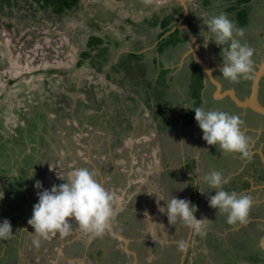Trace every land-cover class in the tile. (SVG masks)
<instances>
[{"label": "rangeland", "instance_id": "obj_1", "mask_svg": "<svg viewBox=\"0 0 264 264\" xmlns=\"http://www.w3.org/2000/svg\"><path fill=\"white\" fill-rule=\"evenodd\" d=\"M17 2L19 9L16 10L15 16H12L11 19L6 16L0 18V157L5 158L3 166L7 167L6 173L13 172L10 175V177L13 176L11 179H9V175L0 179V221L7 218L11 222L15 236L10 237L12 239L9 244L14 243L16 236L21 237V232H17L18 219L23 218L25 222L26 216L33 211V205L38 201L37 192L40 189L34 187L36 180H40L44 188H51L53 184L65 183L74 170L85 167L84 164L90 163L95 156L104 154L105 151L107 153L108 150L118 153L120 150V148L118 150L119 146L111 144L109 141L111 136L109 131H111V127L117 132L122 128V125L117 124V121L123 120L121 119L123 116L120 111L124 109L125 105H120L119 111L114 112L112 108L116 104L114 101L116 97L112 94V98L110 94L112 90L117 92V87L112 89L111 84L107 88L103 87L101 89V87L104 86L109 74L110 77H113L114 84H117L118 81L123 83L122 76L123 78L128 77L127 67L126 70L123 71L122 69L117 72L118 64L115 60L119 51L122 54L125 51H129L132 47L136 50V48L142 46L144 48L142 51L146 52V57L142 59L143 61L153 65V55H158L156 58L159 60L162 59L163 54L156 53L158 49L153 51L152 43L140 38L141 35L134 33L133 29H129V25L125 23L128 18L139 21L145 15H148L146 14L147 11H157L161 4H168L171 1L81 0L79 10L76 9L70 16L60 19L55 16V21L42 13L43 10L35 3L36 0H18ZM195 2V5L193 4L194 2L192 3V6L194 5L192 9H194L195 14L198 13V16L193 19L195 21L193 26L198 31V34L200 32L203 34L204 30H207V26L203 25V20L212 15L225 13L230 20L232 16H235L234 12L227 10L236 4V0H212L207 10L205 9L206 11L199 7V5H203V1L197 0ZM32 8L36 10L35 14L30 10ZM253 11H256L254 7ZM252 18L254 23H258L255 13ZM7 21L11 22L10 27H8L10 24L8 25ZM112 25H114V28ZM116 26L121 28L122 31L116 30ZM106 30H112V36L108 32L106 33ZM89 33L101 36L106 40L108 35L109 40L114 39L119 42V45H116L117 48L114 47V43L111 44V48L115 49H112L111 55L108 53L109 57L106 61L104 60L103 65H99L98 62L97 65L89 64L88 59L85 60L83 65H77V62L82 58L81 52L88 48ZM129 33H134L131 39L127 38ZM199 37L203 39L202 36L199 35ZM106 40L104 41L106 42ZM246 43L249 47L254 46V40H246ZM149 46H151V49H149ZM220 47L214 42H210L206 49L205 47L201 48L200 53L202 54L201 56L211 61L212 70L222 75L218 70V66L221 65L222 61ZM165 52L168 54L167 52L171 51L166 49ZM92 53L97 54L98 50ZM174 64L182 67L176 62H173L172 66ZM124 73L126 74L124 75ZM110 80L111 78L107 81L110 82ZM46 81H49L52 85L46 87L44 85ZM227 82V86L232 84L229 80ZM68 84L71 88L73 87L72 90L68 89ZM128 86L126 84V87ZM119 90L122 92L123 88L120 87ZM214 90L215 86L210 84L209 94L212 95ZM130 91L124 90L122 97L125 98L127 94H130ZM64 92L72 95L74 99L76 97L81 102L83 101V105L77 106L74 101L72 106H70L64 99L61 100ZM182 92L187 96L185 91ZM139 94L141 96L143 92L139 91ZM261 98H264V88L261 92ZM102 99L106 100L102 102ZM86 104L92 105L93 108H87ZM220 106L221 103L210 101V103L203 105V108L216 110ZM84 107L85 110L81 112L80 108ZM99 107L100 110L98 109ZM147 110L150 112V109L147 108ZM65 112H67L66 116H62ZM194 112L188 113L194 115ZM141 115L143 117L145 114ZM127 124L128 122H126V125L124 123L125 127L122 130L130 133L131 127H128ZM144 127L145 125L142 128ZM256 136L258 135H251L253 140ZM43 142L45 143L43 144ZM263 146L264 139L258 137L255 140L252 151H260ZM7 152L9 156L6 158ZM72 153L74 155L70 158ZM88 153H91L89 154L92 157L91 159L88 157ZM19 162H22L24 168H19ZM76 165L79 166L76 167ZM0 174L3 175L2 172ZM242 175L243 173L240 174V178H242ZM16 176L21 180V190L24 192V195L21 196V206H18V208L15 207V202L6 204L7 193L4 190V188H20L17 182L11 185L13 180L15 181V178H17ZM201 189L205 192L207 188ZM255 190L257 192L258 188H255ZM118 192H121V190L117 191L116 189L112 192L114 202L117 201ZM255 192H248L247 195L254 199L256 196ZM210 196L211 194L206 191L204 200L202 199L200 202L201 212L204 210V206L208 207L209 210L214 209L208 204ZM23 199L26 200L24 201ZM114 202L112 201V205H114ZM217 223L220 225H216L219 226L217 228L213 226V231L207 225L209 223H203L202 231L212 233L217 239L220 238L222 240L221 246L224 245L225 250L215 248L213 240H208L205 243L200 239L209 250L213 251L216 259H221L226 263L223 257L228 258L230 255V259L237 258V250L241 246L242 251L240 250V258H238L240 259L239 264H261L257 259L254 260L253 254L251 255L244 248V241L239 242L237 239V242L232 239L230 241L226 239V236H229L226 234L228 228L226 227L225 230L222 223L219 221ZM239 225V223L230 225L229 228L238 229ZM22 226L27 229L26 222ZM242 233L243 231L240 234ZM54 235V233H50L49 237ZM258 238V236L253 238L252 244L248 242L249 246H251L250 248L255 249L259 245ZM61 239L64 240L63 238ZM49 240L52 241L53 239L50 238ZM247 241L249 240L247 239ZM57 246H60L59 249ZM57 246L52 250H60L59 256L61 257V255H64L62 253L66 248L64 249L61 245ZM9 253L10 251H5L4 258H9L10 264H18V253L14 252L13 255ZM73 256L75 257V255ZM76 256L79 257L78 254ZM24 257L26 258V256ZM40 258L42 259V256ZM44 261L47 263L46 257ZM32 262L34 263L33 260ZM0 264L5 263L0 261ZM67 264L70 263L67 262ZM191 264H196V262L192 261Z\"/></svg>", "mask_w": 264, "mask_h": 264}, {"label": "crops", "instance_id": "obj_2", "mask_svg": "<svg viewBox=\"0 0 264 264\" xmlns=\"http://www.w3.org/2000/svg\"><path fill=\"white\" fill-rule=\"evenodd\" d=\"M176 1L180 2L184 11L180 16L176 17L175 25L167 34L179 28L185 31L189 40H191L184 26L190 27L199 42L197 55L210 65L211 61L200 54V50L204 46L200 37L196 34L197 30L193 26V19H195V16H198V13L195 14L192 7L196 4L195 1L197 0ZM198 1L204 2L205 0ZM156 2L155 5L158 7ZM192 3L194 4L193 6ZM209 4H205L204 2L199 7L206 11ZM161 5L157 11H160ZM252 5L256 10L255 12ZM241 8H246L247 10L246 23L242 24L238 20V12L235 10L230 11L235 13V16H232L231 20L238 28L244 29V36L238 37L242 43H246V40H254V46L251 47L253 49L251 57L252 69L249 73V80H254L264 63V0H252L247 4H242L239 9ZM154 12L147 11L146 14L148 15H145L138 22L143 21L145 17H150ZM254 13L258 19V23H254V19L252 18ZM131 26L129 24V29ZM121 31L119 30V32ZM148 32L156 35L160 32V29L156 27L147 29L142 27L140 38L145 39L146 35H149ZM110 34H112V30H110ZM154 42L152 47H155L158 43V41ZM190 46L191 41H189L185 53L179 58V64L182 66L190 59L188 57L192 56L189 51ZM193 48H195L194 42ZM120 53L119 51L115 62L118 61ZM193 56L194 62L199 64L203 69V66ZM192 72L193 69L191 68V75ZM261 75L259 91L262 92L264 88V71ZM110 78V82L107 81ZM104 83L101 89L109 87V84H111L112 89L117 87V92L112 90L110 94V96L113 94L116 97L114 99L116 104L112 108L113 111L118 112L120 105H125L120 113L126 109L130 113L127 116L122 115L121 119L123 120H118L117 124H121L123 128L125 127L124 123L126 125V122H128L127 126L131 127L130 133L123 131L122 128L117 132L111 127V131L113 132L109 131V133L115 138L110 136L109 141L111 144L119 146L118 150L119 148L120 150L118 153L108 150L107 153L105 151L104 154L95 156L93 159L89 156L91 153H88L91 161L84 164L90 170L94 169L98 171L96 179L111 194L116 189L117 191L121 190V192H118L117 201L114 202L112 195L114 205H112L113 217L111 228L106 230L102 235L94 236L82 231L78 224L72 221L69 234L63 235L64 237L56 234V238L52 241L49 239L54 236H48L46 240L41 241L39 247H36L32 242V234L29 233L32 231L28 229L25 232L26 228L22 226L24 222L22 218H19L17 232H21V237L16 236L14 243L10 244L9 242L12 238L7 240L0 239V261L10 264L9 258H4V252L10 251V255H13L14 252L18 253V264H47L44 261V258L47 257L45 249L49 247L54 260H50L48 264H67V262L70 264H186L185 261L189 255L191 257L198 255V261L201 262L207 259V264H217L213 258H205V249L201 241L199 242V239L196 238L197 233L179 223L176 225L169 224L167 215L161 212L160 208L166 210L167 201L171 196L186 198L197 206V211L194 214L196 218H202L204 224L209 223L207 225H210L213 231V226L217 228L219 226L216 225L220 224L212 217L208 207L204 206V210L201 212L202 208L200 206V202L202 199L204 200L206 191L211 195L215 194V190L210 189L204 182L203 177L205 174L213 170L222 172L229 178V183L223 185L224 189L228 192L243 194L249 191V187L258 188L259 191H253L256 195L254 198L258 200L256 202L264 204V171L256 169L250 158L242 159L239 153L222 152L219 145L207 144L202 138L203 133L194 118L195 114L188 113L194 111L192 108H203L201 97H194L193 92L189 96H184L183 99L179 100V102H184V104H177L175 108L180 114L176 116L175 120L172 119L170 125H167L165 119L162 121L153 119L142 99L135 101L136 104L134 103L135 98L132 93L125 98L122 97L125 90L122 82L118 81L117 84H114L113 77H110L109 74ZM120 87L123 88V93L119 90ZM215 97L217 96L215 95ZM230 97L224 95L212 98L213 102L221 103V106L216 110L237 115L242 121L241 130L246 137H251V131L258 133L256 138L261 137L262 128L256 127L254 123H251L252 121L248 122L247 110L245 108L240 110V106H236L233 103L234 100ZM125 99L127 103L124 102ZM105 100L102 99V102ZM198 101L199 103L197 104ZM98 109L100 110V107ZM84 110L85 107L80 108L81 112ZM141 114L145 115L142 117ZM143 125H145L144 128H142ZM251 138L252 140L249 142L250 154L253 153L251 147L254 146L256 140V138L254 140L253 137ZM73 155L72 153L70 158ZM262 159L264 160V154L262 155ZM78 166L76 165V167ZM241 173H243L242 178H240ZM201 188L207 189L204 193H201L203 192ZM220 223H222L223 228L226 230V224L224 222ZM23 232L25 233L22 235ZM14 236L15 234L12 235V237ZM180 239H187L190 242L186 251L181 252L178 250L177 242ZM213 240L219 241L221 239H217L214 236ZM57 245H61L64 249L66 248L62 253L64 255H61V257L59 256L60 250H52ZM26 250L29 252H26ZM66 251L68 252L67 254ZM77 254L79 257L76 256ZM40 256H42V261L41 258L39 259Z\"/></svg>", "mask_w": 264, "mask_h": 264}, {"label": "clouds", "instance_id": "obj_3", "mask_svg": "<svg viewBox=\"0 0 264 264\" xmlns=\"http://www.w3.org/2000/svg\"><path fill=\"white\" fill-rule=\"evenodd\" d=\"M203 25L207 26L203 34L199 33L203 37V46L206 48L210 42L221 46L222 61L218 66L221 76L231 82L249 78L253 49L238 39L244 36V29L238 28L225 13L204 19ZM189 41V51L193 56V41ZM192 109L195 111L194 118L202 130V138L208 145H219L222 152L239 153L242 159L250 156L249 139L241 130L242 121L237 115L201 107ZM97 175V170L81 167L74 170L65 183L53 184L51 188H44L40 180L35 181L34 187L40 191L37 192L38 201L33 205L28 224L34 229L29 233L32 234V242L36 247H39L41 241L46 240L50 233L67 235L72 221H75L82 231L94 236L102 235L111 228L113 197L98 182ZM203 179L210 189L215 190V194L208 198L210 207L225 213L229 225L248 223L253 203L250 195L226 191L223 185L229 183V178L222 172L210 171ZM160 211L167 215L169 224L179 223L201 236L206 234L202 231V218L197 219L194 215L197 206L188 199L171 196L167 201L166 210L160 208ZM12 235L14 234L10 220L5 218L0 221V239L7 240ZM189 243L187 239H180L177 242L178 250L186 251Z\"/></svg>", "mask_w": 264, "mask_h": 264}, {"label": "trees", "instance_id": "obj_4", "mask_svg": "<svg viewBox=\"0 0 264 264\" xmlns=\"http://www.w3.org/2000/svg\"><path fill=\"white\" fill-rule=\"evenodd\" d=\"M17 1L18 0H0V18L6 16L7 18L11 19L12 16H15L14 14L16 10L19 9ZM210 1L211 0H205L204 2L205 4H209ZM251 1L252 0H236V4L228 8L229 11L235 10L238 12V20H240L242 24L246 23L247 10L245 8H239L242 4H247ZM35 3L40 6V8L43 10L42 13H44L45 16L47 15L50 19H54L55 21V16L60 19L65 16H70V14H73L76 9L79 10L81 0H36ZM30 10L33 11L34 14L36 13V10L33 8ZM183 11L184 8L179 1L171 0L170 3L161 5L160 11H155L150 17H145L141 22H138L132 18H128L125 24H131V28L133 29L134 33L139 35L142 34V27H145L146 29L153 27L160 29V32L156 35L148 32L149 35H146L145 39L149 43H152V45L155 43L154 41H158L153 51L158 49V51L156 50V53L159 52L160 54H163V57L159 60L156 58L158 55H153V65H151L147 61L145 62L142 60L144 57H146V52L142 51L144 50L142 46H139L136 48V50H134L135 48L132 47L129 51H125L120 54L119 59L116 62L118 64L117 72H120L122 69L123 71L126 70V67L128 69V77L123 78L122 76L123 86H125V90H131L130 94L132 93L135 98L134 103H136L135 101L141 98L145 102L146 108L150 109L149 114L152 115L153 119L156 121H162L165 119L167 121V125H170L172 119L175 120L176 116L180 114L177 110H175V108L177 106L176 104H184V102H179V100L183 99L185 96L182 91H185L187 96L193 92L194 97H201V90L204 87V78L201 66L194 62L192 56L188 57L190 59H188L182 67H179L178 64H174V66H172L173 62L179 63L178 59L188 48L189 38L185 31L177 28L174 32L167 34L175 25L177 20L176 17L180 16ZM6 23L8 25L10 24L8 27L11 26V22L7 21ZM112 26L114 28V25ZM116 30L119 31L122 29L116 26ZM107 32L110 34L109 30H106V33ZM197 32L198 31H196V34ZM134 33H129L127 38L131 39ZM88 35V48L81 52L82 58L77 62V65H83L86 59L89 60V64L97 65L98 62L99 65H103L106 59L109 57L108 53L110 54L112 49L117 48L116 45H119V42L114 39L109 40L108 35L107 40L101 36H95L94 34L89 33ZM110 36L112 35L110 34ZM104 40H106V42ZM112 43L115 44V48H111ZM99 44L101 45L99 46ZM166 49H169L171 52H167L168 54H166ZM97 50V54L92 53L93 51ZM191 68L193 69L192 75ZM177 69H179V71H177ZM125 74L126 73H124V75ZM126 84L129 86L126 87ZM44 85L48 87L52 84L49 81H46L44 82ZM67 87L70 90L73 89V87L71 88L69 84ZM139 91H142L143 95L140 96ZM65 93L66 92L63 93L61 100L64 99L70 106H72L74 101V104L77 106L83 105V101L81 102V100L76 99V97L75 100L72 95ZM124 102L127 103V100L125 99ZM173 103L175 104L173 105ZM198 103L199 101L197 104ZM86 105L89 109L93 108V106L90 104ZM66 113L67 112H65L62 116H66ZM120 114L123 116H127L128 114L130 115L127 109ZM44 143L45 142H43V144ZM8 156L9 153L7 152L6 158ZM3 161H5V158L0 157V172L3 173V175L0 174V179L6 175H9L8 177L11 179L13 176L10 177V175L13 172L10 171L9 173H6L7 167L3 166ZM19 164V168H24L22 162H19ZM15 182L19 184L20 188H4V190L5 193H7V200H11L9 198L12 197V201L18 202L17 205L15 204V207L18 208V206H21V196L24 195V192L21 190L22 184L18 177L15 178V181L13 180L11 185H14ZM23 200L25 201L26 199Z\"/></svg>", "mask_w": 264, "mask_h": 264}, {"label": "flooded vegetation", "instance_id": "obj_5", "mask_svg": "<svg viewBox=\"0 0 264 264\" xmlns=\"http://www.w3.org/2000/svg\"><path fill=\"white\" fill-rule=\"evenodd\" d=\"M15 15V14H14ZM198 34V32H197ZM199 36V34H198ZM201 41H203V39L200 38ZM206 49V48H205ZM201 54V53H200ZM202 55V54H201ZM203 57V56H202ZM210 66L212 67V64H210ZM202 69V68H201ZM202 73H203V78H204V87L201 90V99H202V106L205 105L206 103H210V101H212V98H216L215 95L213 97V93H215L217 91V86L214 82H212L210 80V78L204 73L203 69H202ZM213 75L216 78L217 81H219L222 85V90L224 91L227 88H233L236 90V94L237 96L241 99V100H245V98H247L252 90V84H253V79L249 78H241L239 79L237 82H232V86L228 85V80L223 78L221 75L217 74V71L213 70ZM214 85L215 86V90L213 91L212 95L209 94L208 90H209V85ZM227 97H230L229 95H227ZM231 98V97H230ZM207 99V100H206ZM259 100L264 104V98H261V91H259ZM209 101V102H206ZM233 103L236 106H240V110L242 109H246L247 110V120L252 121L251 123H254L256 127H261L262 128V135L261 138L264 139V115L258 113L257 111H255L254 109H252L250 106H241L238 105V103L234 100ZM254 117V119L252 118ZM258 135V133L251 131L250 135ZM249 139V142H251L252 138L249 136H247ZM250 145V144H249ZM252 149H254V146L251 147V151ZM264 154V146L262 147V150L260 151H253V153L250 154V156L248 158H250V161L254 164V167L258 170L264 171V160L262 159V155ZM249 161V162H250ZM248 190L251 191H255V188H248ZM249 191L245 192L244 194H247ZM259 191V190H257ZM5 199V198H4ZM9 199L11 200H6L7 203L6 204H10L12 201V197H10ZM14 200V199H13ZM253 203L252 206L250 208L249 211V216H248V223L246 224H240L238 229H230L229 228V224L227 223V215L225 213H220L219 211H217L216 209H212L210 210V213L212 215V217H214L216 220L220 221V222H224L226 224V227L228 228V230L226 231V234H228L229 236H226V239H229V241L232 239L233 241H244L243 243H245V247L250 254H253V257L255 258L254 260H258L261 264H264V247L262 246V237L264 236L263 232H264V204H261L259 202H256L258 200H256V198L253 199ZM16 204H18L17 202H15ZM32 216V214H30V212L28 213V215L25 218V222L27 224V229L25 230V232L29 229L31 231H33V228L31 225H29L27 223V221L30 219V217ZM23 219V218H22ZM201 219V218H200ZM210 220V219H209ZM212 220V219H211ZM24 222V219L22 220ZM24 222V223H25ZM203 220L201 219V226L203 227ZM210 226V225H209ZM249 227V229H248ZM243 233L240 234L242 231ZM205 233V232H204ZM54 237L52 238L54 240V238H56V233H54ZM233 234V235H232ZM232 235V236H231ZM259 237V245L257 247H255V249L250 248L251 246H249L248 242H251L250 244H252L253 238ZM213 235L212 233H206L205 235L201 236L199 234H196V238L202 239L205 243L206 241H210L213 240ZM247 239L249 241H247ZM225 240V239H223ZM227 241V240H226ZM237 241V242H238ZM212 242H215V248H219L222 250H225V247L221 246V242L222 240H213ZM233 243V242H232ZM201 244L203 245L204 249H205V253L204 256L206 257H211L215 260V262L217 264H239V260L238 258H240V250L242 249V247L240 246L239 249L237 250V258H233L230 259V255L228 256V258L223 257L226 261V263H224L221 259H216V257L213 254V251L209 250L205 244L201 241ZM226 246V245H225ZM34 247V246H33ZM32 247V248H33ZM60 247V246H57ZM47 249V248H46ZM45 249V253L47 254V264L50 260H54V257L51 256V252H50V248H48L47 250ZM227 249V248H226ZM242 251V250H241ZM68 252L66 251V254ZM203 253V252H202ZM256 254V255H255ZM40 259V257H39ZM45 259V258H44ZM187 260L185 261L186 264H191L192 261L196 262V264H207V259H205V261L201 262L198 261V255H195L194 257H191L190 255L187 256L186 258ZM192 260V261H191ZM42 261V259H41ZM213 263V261H212Z\"/></svg>", "mask_w": 264, "mask_h": 264}, {"label": "water", "instance_id": "obj_6", "mask_svg": "<svg viewBox=\"0 0 264 264\" xmlns=\"http://www.w3.org/2000/svg\"><path fill=\"white\" fill-rule=\"evenodd\" d=\"M184 2V1H183ZM188 33L189 36L191 38V40L194 42L195 44V48H193V55L195 56L196 60L203 66L204 69V73L210 78V80L212 82H214L217 86V91L215 92V95L217 97H221V96H226L229 95L232 97L233 100H235L239 105L241 106H250L252 109H254L255 111H257L258 113L264 115V104L259 100V89H260V79H261V74L264 71V63L262 64L260 70L257 72L254 80H253V84H252V90L250 95L245 98V100H241L237 94H236V90L234 88H227L226 90H224L223 92L222 90V85L219 81L216 80V78L213 75V70L211 68V66L207 63V61L203 60L199 55H197V51L199 49V42L196 39V37L194 36L193 31L190 29V27L188 26H184ZM216 97V98H217ZM262 246L264 247V236L262 237Z\"/></svg>", "mask_w": 264, "mask_h": 264}]
</instances>
